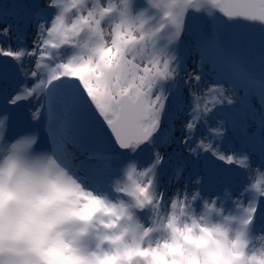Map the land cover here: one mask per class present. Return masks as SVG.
Returning <instances> with one entry per match:
<instances>
[{
  "label": "snow or ice",
  "instance_id": "1",
  "mask_svg": "<svg viewBox=\"0 0 264 264\" xmlns=\"http://www.w3.org/2000/svg\"><path fill=\"white\" fill-rule=\"evenodd\" d=\"M72 7L86 15L0 3V140L55 163L54 190L114 264H154L165 221L209 205L264 232V0H171L163 17L137 0ZM187 8L223 16L186 24Z\"/></svg>",
  "mask_w": 264,
  "mask_h": 264
},
{
  "label": "clouds",
  "instance_id": "2",
  "mask_svg": "<svg viewBox=\"0 0 264 264\" xmlns=\"http://www.w3.org/2000/svg\"><path fill=\"white\" fill-rule=\"evenodd\" d=\"M63 181L44 153L0 155V264H114L111 245L82 233L72 194L54 190ZM209 208L178 216L171 230L165 221L152 237L162 249L154 264H264V236L256 243L241 228L242 210Z\"/></svg>",
  "mask_w": 264,
  "mask_h": 264
},
{
  "label": "rangeland",
  "instance_id": "3",
  "mask_svg": "<svg viewBox=\"0 0 264 264\" xmlns=\"http://www.w3.org/2000/svg\"><path fill=\"white\" fill-rule=\"evenodd\" d=\"M71 1L73 2V0H71ZM103 1L107 2V3L110 2V0H103ZM150 1L153 5L156 6L157 9H159L160 15H164L167 5L171 2V0H150ZM87 2L91 3L89 5L97 4V0H87ZM198 2H200V3L203 2L202 4H204V3H207V0H198ZM117 3H118V0H117ZM97 5L105 6L104 3L103 4H97ZM212 12H214V11L212 10ZM80 15H82V12L80 10H78V14L75 17V19ZM219 15H220V13H219ZM193 18H196V20L198 22H201V23L210 22L212 19L206 8H201L200 11H197L194 8L185 9L184 14H183V19H184L185 23L187 24V23L191 22ZM189 69L194 70V65H192L191 62H189ZM253 175H255V172L253 173Z\"/></svg>",
  "mask_w": 264,
  "mask_h": 264
},
{
  "label": "bare ground",
  "instance_id": "4",
  "mask_svg": "<svg viewBox=\"0 0 264 264\" xmlns=\"http://www.w3.org/2000/svg\"><path fill=\"white\" fill-rule=\"evenodd\" d=\"M4 2L6 3L7 0H4ZM85 2L89 5V3L87 2V0H85ZM116 3H117V0H114V4H116ZM97 4H102V0H99V1L97 2ZM104 4H105L106 6L108 5L106 2H105ZM88 10H91V9L89 8ZM82 15H86V11L82 12ZM155 15H159V13L157 12V14L155 13L154 16H155ZM73 17H74V15H72V16L70 17V19H68V20H71ZM161 17H162V16H161ZM149 19H150V18H149ZM107 32H108V28L105 27V34H106V36H107ZM6 149H7V147L4 146V145H2V146L0 147V154L3 153ZM225 213H226V214H229V213H227V212H225ZM262 236H264V234L259 236V240H260V238H261ZM258 242H259V241H258Z\"/></svg>",
  "mask_w": 264,
  "mask_h": 264
},
{
  "label": "water",
  "instance_id": "5",
  "mask_svg": "<svg viewBox=\"0 0 264 264\" xmlns=\"http://www.w3.org/2000/svg\"><path fill=\"white\" fill-rule=\"evenodd\" d=\"M250 23H255V24H259V22H250Z\"/></svg>",
  "mask_w": 264,
  "mask_h": 264
}]
</instances>
